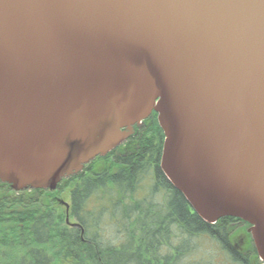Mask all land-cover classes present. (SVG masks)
<instances>
[{
	"label": "water",
	"instance_id": "water-1",
	"mask_svg": "<svg viewBox=\"0 0 264 264\" xmlns=\"http://www.w3.org/2000/svg\"><path fill=\"white\" fill-rule=\"evenodd\" d=\"M152 113L166 180L264 264V0H0L1 183L53 192Z\"/></svg>",
	"mask_w": 264,
	"mask_h": 264
},
{
	"label": "trees",
	"instance_id": "trees-1",
	"mask_svg": "<svg viewBox=\"0 0 264 264\" xmlns=\"http://www.w3.org/2000/svg\"><path fill=\"white\" fill-rule=\"evenodd\" d=\"M162 144L153 113L123 148L73 176L68 215L77 227L66 224V214L63 222L57 210L64 179L53 192H15L0 182V264H208L194 260L198 251L191 246L203 237L218 243L234 264H262L251 244L239 252L229 241L234 227L248 224L241 227L233 218L205 223L169 184L160 169ZM146 178L152 194L164 197L162 207L138 200ZM92 198L97 201L91 210ZM105 226L113 231L110 238Z\"/></svg>",
	"mask_w": 264,
	"mask_h": 264
},
{
	"label": "rangeland",
	"instance_id": "rangeland-1",
	"mask_svg": "<svg viewBox=\"0 0 264 264\" xmlns=\"http://www.w3.org/2000/svg\"><path fill=\"white\" fill-rule=\"evenodd\" d=\"M142 130V129H141ZM125 145V144H124ZM124 145L120 147H124ZM97 165H100L102 162ZM104 164V162L102 163ZM65 180V179H64ZM70 181H64V184L59 189V196L58 200L63 201L64 203L69 204V195H70V185L68 184ZM149 179H143L140 183V189L138 191L137 198L138 200L145 198L148 200L149 204H152L154 207H162L163 203H165V199L162 196V194L158 195L156 193L152 194L151 188L149 187ZM60 183L57 185L59 186ZM57 190V189H56ZM96 199H91L88 202V209H93L94 205L96 204ZM57 210L59 213L63 215V222L65 220L64 214H66V209L64 206L57 203ZM74 221L70 218L69 223H73ZM104 235H108V237H111L112 229L110 227L105 226L103 229ZM106 237V236H105ZM109 237V238H110ZM176 242H177V238ZM250 236L246 234L245 229L242 228H236L234 227L232 229V232L230 234L229 241L232 244L234 248H236L237 251L242 252L245 251L246 245L251 244L250 242ZM247 243V244H246ZM191 246H193L197 251L198 255L194 257V260H201L202 262H207L208 264H234L229 256L222 251L220 245L216 243L215 241L209 239L208 237H203L198 240L192 241Z\"/></svg>",
	"mask_w": 264,
	"mask_h": 264
},
{
	"label": "flooded vegetation",
	"instance_id": "flooded-vegetation-1",
	"mask_svg": "<svg viewBox=\"0 0 264 264\" xmlns=\"http://www.w3.org/2000/svg\"><path fill=\"white\" fill-rule=\"evenodd\" d=\"M146 121H147V120H145V121L142 122V125H141V128H140V129L137 128L136 126H134V128H135L136 131H137V134H138V132H139L141 129H143V128L145 127V123H146ZM137 134H136L134 137H136ZM134 137H132V138H134ZM132 138H129V139H132ZM129 139H128V140H129ZM128 140L124 141L121 145L123 146L124 144H126V143L128 142ZM121 145H119V147H120ZM125 153H128V151H125ZM107 155H108V154H107ZM107 155H106V156H107ZM87 166H88V164L85 165V166L82 168V170H81L82 173H83L84 171H86V167H87ZM81 172H79V173H81ZM76 175H77V174H76ZM73 176H75V175H72V176L66 178L65 180H66V181H70V179H71ZM238 221H239V220H238ZM238 225L241 226V227H245V226H244L245 223L242 222V221H239V222H238ZM248 230H249V226L245 229V231H246V234L250 236ZM250 239H251V236H250ZM251 245L253 246V244H252V239H251Z\"/></svg>",
	"mask_w": 264,
	"mask_h": 264
}]
</instances>
